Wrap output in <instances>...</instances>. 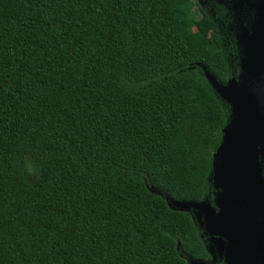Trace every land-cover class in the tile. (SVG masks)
I'll return each mask as SVG.
<instances>
[{"label": "trees", "instance_id": "obj_1", "mask_svg": "<svg viewBox=\"0 0 264 264\" xmlns=\"http://www.w3.org/2000/svg\"><path fill=\"white\" fill-rule=\"evenodd\" d=\"M195 5L0 0V264L211 259L168 198L214 200L232 108L203 66L241 68Z\"/></svg>", "mask_w": 264, "mask_h": 264}, {"label": "water", "instance_id": "obj_2", "mask_svg": "<svg viewBox=\"0 0 264 264\" xmlns=\"http://www.w3.org/2000/svg\"><path fill=\"white\" fill-rule=\"evenodd\" d=\"M244 3L254 9V19L249 27L241 25L240 73L221 82L203 66L213 89L232 108L213 158L215 198H168L173 208L201 215V226L223 247L222 264H264V0L236 4ZM188 261L216 264L192 257Z\"/></svg>", "mask_w": 264, "mask_h": 264}, {"label": "flooded vegetation", "instance_id": "obj_3", "mask_svg": "<svg viewBox=\"0 0 264 264\" xmlns=\"http://www.w3.org/2000/svg\"><path fill=\"white\" fill-rule=\"evenodd\" d=\"M237 1L238 0H197L194 2L200 14L206 13L214 20L223 47L228 48V45H231L233 42L238 48V56L241 62L243 54L242 48L238 42V38L242 32L241 25L244 24L248 27L251 25L254 19V9L247 3L238 5L236 4ZM229 54L232 55L231 53Z\"/></svg>", "mask_w": 264, "mask_h": 264}, {"label": "rangeland", "instance_id": "obj_4", "mask_svg": "<svg viewBox=\"0 0 264 264\" xmlns=\"http://www.w3.org/2000/svg\"><path fill=\"white\" fill-rule=\"evenodd\" d=\"M197 1V0H194ZM210 37H213L214 34L210 33L209 34ZM191 214L194 217V219L196 221H203L202 217L200 214H198L195 210H191ZM203 231L206 233V231L203 228ZM206 235V240H207V247L209 250V254L211 256V259L209 260L210 263H216V264H222V262L224 261V250L221 243L219 242V240L215 237H211L208 233L205 234ZM211 239L213 240V242L211 241Z\"/></svg>", "mask_w": 264, "mask_h": 264}]
</instances>
